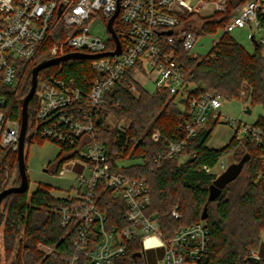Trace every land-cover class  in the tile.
<instances>
[{
	"label": "built area",
	"instance_id": "1",
	"mask_svg": "<svg viewBox=\"0 0 264 264\" xmlns=\"http://www.w3.org/2000/svg\"><path fill=\"white\" fill-rule=\"evenodd\" d=\"M228 1L19 0L15 4L13 0H0V148L11 147L15 151L21 134V118L15 120L7 114L6 92L7 88L16 87L20 64L34 60L61 27L69 30L68 34L46 50V59L69 53L101 55L115 51L116 43L108 23L118 12L113 28L121 43V53L92 60L98 77L93 80L90 91L76 86L74 81L50 77L38 83L34 96L38 109L35 129L29 128V133L78 153L59 173L63 176L79 168L75 195L64 197L67 202L59 209L60 226L74 227L77 234L74 252L63 259L64 264H114L127 255L128 243L135 237L140 238V258L146 264L149 249L163 250L158 264H198L209 251L210 237L204 221L181 227L170 238H164L159 219L147 214L151 194L146 180L112 172L108 149L97 139L99 109L106 103V94L124 80L128 70H132L134 79H144L152 94L168 91L179 109L189 113L188 122L180 127L179 139L167 141L166 157L178 156L207 124H228L235 127L237 140L243 141L249 136L263 148L259 181L264 183L262 131L223 114L221 109L228 100L215 91L198 89L179 61L182 54L199 57L190 53L204 24L215 15L227 14ZM100 22L106 26L105 36L93 33V26ZM245 28L255 47L264 46V0H248L220 30L223 36ZM130 89L135 91V84ZM161 139V133L154 131L152 140L158 143ZM218 166L217 172L207 167L204 170L218 177L230 164L222 158ZM100 190L124 202V219L130 223L127 227H108V215L99 209ZM178 208L179 205L171 212L176 220L182 218ZM149 239H154L157 245L154 242L146 245ZM40 250L46 254L54 251L44 245ZM249 257L264 261L255 249Z\"/></svg>",
	"mask_w": 264,
	"mask_h": 264
},
{
	"label": "trees",
	"instance_id": "2",
	"mask_svg": "<svg viewBox=\"0 0 264 264\" xmlns=\"http://www.w3.org/2000/svg\"><path fill=\"white\" fill-rule=\"evenodd\" d=\"M247 1L229 0L228 13L215 15L211 21H206L200 35L222 29ZM13 2L17 4L19 0ZM67 34L65 28H58L34 60L20 64V83L12 90L7 88L6 92L10 118H21V100L30 91L32 70L39 63V57ZM263 48L257 46L250 53L230 34H225L206 57L191 58L182 54L179 61L186 75L199 86L198 89L212 90L226 100H233L240 98L247 87L250 90V105L264 107ZM92 63V60L78 59L50 67L39 74V82L55 77L74 81L76 86L89 92L93 80L98 77ZM131 84H135V91L130 89ZM37 109L34 97L29 104L31 131L35 129ZM110 117L124 121L123 130L111 126ZM188 120L189 113L179 109L176 99L168 91L152 94L150 87L140 86V82L132 76V70H128L124 80L106 94V103L99 109L97 139L108 149L112 172L146 180L151 194L147 214L159 219L164 238H170L181 227L202 221L207 206L208 216L204 223L209 231V251L198 264H264V261L253 262L249 257L253 249H259L260 233L264 231V183L259 181L263 169V148L249 136L243 141L233 136L226 147L210 148L209 140L218 125L212 122L200 129L178 156L166 157L167 141L179 139L180 127ZM254 127L262 131L264 143V118L260 117ZM154 131L162 135L158 143L152 140ZM35 138L44 141L37 137L32 139ZM63 150L68 155L57 160L55 173L58 175L63 166L76 159L78 154L75 149L64 147ZM229 154L234 156L233 162L249 155L243 167V170L245 167L248 169L247 182H238L242 170L238 178L223 189L221 196L210 202L209 188L217 175L207 172L204 167L214 171L219 161ZM159 157L161 159L157 160ZM182 157H185L184 161H181ZM133 159L142 160V163L129 167L119 164L120 161ZM19 184L17 151L11 147L0 148V193L6 187ZM66 202L41 186L32 194L28 191L8 196L3 202L1 224L5 260H10V264H64L63 259L74 252L73 243L77 236L74 227L64 228L59 224V209ZM177 205L182 214L179 220L171 215ZM99 209L108 215L109 228H123L130 224L124 219V202L113 198L108 191H99ZM139 239L130 240L127 255L114 264H146L144 259L134 257L142 251ZM41 245L54 251L46 254L40 250ZM159 251L162 256L163 250ZM146 257L147 264H150L147 252Z\"/></svg>",
	"mask_w": 264,
	"mask_h": 264
},
{
	"label": "rangeland",
	"instance_id": "3",
	"mask_svg": "<svg viewBox=\"0 0 264 264\" xmlns=\"http://www.w3.org/2000/svg\"><path fill=\"white\" fill-rule=\"evenodd\" d=\"M200 21V20H199ZM201 22H199L200 24ZM69 31V30H68ZM93 33L99 34L100 36H105L106 26L103 22L95 24L93 26ZM249 30L245 29H235L231 36L233 39L242 45L248 52L253 53L256 47L250 42L248 39ZM264 35V32L263 34ZM222 36V31L218 30L212 34H202L199 36V40L195 45L194 49L191 51V56H199L206 57L210 54L215 47L216 41ZM63 41V40H61ZM59 41V42H61ZM56 42L52 46H50L47 50L52 48ZM264 53V48H263ZM48 58V51L43 53L41 57H39V63ZM140 82V86L146 85V81L144 79L138 80ZM20 83L19 78L17 79V84ZM14 88V87H13ZM151 88V87H150ZM246 89L242 92V96L240 98H236L233 100H228L224 102V105L221 109V112L232 119L242 121L248 125H254L256 121L260 118H264V107L261 105L251 106L250 101V90ZM177 103V102H176ZM249 105L251 108V114L245 113V106ZM109 123L111 126H117L119 129L123 130L125 126L124 121L114 120L112 117L109 119ZM234 126H230L228 124H218L209 140L208 145L212 148L220 149L224 148L231 142L234 136ZM244 136H242L243 138ZM68 155V152L64 151L63 148L53 143L49 140H44L43 142L38 139H32L31 142L26 143V164H27V173L30 180V188L29 193L32 194L36 191L40 186L47 188L54 197L64 198L68 195H75V188L77 187L75 183V178L77 177V172L79 168L77 167L74 172H68L63 176H59L55 173L58 168V159L65 157ZM60 156V157H59ZM185 157L181 158V161H184ZM223 160L227 164H233L235 162L234 156L229 154L223 157ZM142 163V160L133 159V160H123L120 161L119 164L122 167H129L131 165H136ZM51 168V169H49ZM48 169L49 172H45L44 170ZM51 170V171H50ZM216 172L219 170V166L217 165L214 169ZM248 169L245 167L240 178L239 183L245 184L247 182ZM2 232L3 226L0 227V264H10L11 261H6L4 257V249L2 242ZM154 242V243H153ZM260 242L261 245L258 249L260 255L264 258V231L260 233ZM151 243L157 245V242L154 239H149L146 242V245H150ZM160 248L149 249L147 251L148 259L150 264H158V261L162 257L160 255ZM254 250V249H253Z\"/></svg>",
	"mask_w": 264,
	"mask_h": 264
},
{
	"label": "water",
	"instance_id": "4",
	"mask_svg": "<svg viewBox=\"0 0 264 264\" xmlns=\"http://www.w3.org/2000/svg\"><path fill=\"white\" fill-rule=\"evenodd\" d=\"M118 16V12L109 20L108 29L112 34L115 43L116 50L113 52H107L101 55H90L85 53H69L64 56L44 59L40 63H38L32 70V79H31V88L29 93L21 100V134L19 138V144L17 148V160H18V172L20 176V184L17 186H9L2 190L0 193V227L3 219V211L2 206L4 200L12 195V194H24L29 191L30 188V180L27 173V164H26V143L31 141L34 133H29V104L31 100L34 98L38 83H39V74L50 67L59 66L64 62H68L71 60H94L102 56H115L121 53V43L117 36L116 31L113 28L114 20ZM251 108L249 105L245 106V113L251 114ZM249 155H244L239 162H235L231 164L225 172H223L220 176H218L212 185L209 188V201H215L218 199L223 189L231 182L235 181L238 176L241 174L245 163L248 161ZM45 172H49L48 169L44 170ZM208 216V208L207 206L204 208L202 214V221H205ZM142 253L136 254L134 257H141ZM253 262H258L256 258H250Z\"/></svg>",
	"mask_w": 264,
	"mask_h": 264
},
{
	"label": "crops",
	"instance_id": "5",
	"mask_svg": "<svg viewBox=\"0 0 264 264\" xmlns=\"http://www.w3.org/2000/svg\"><path fill=\"white\" fill-rule=\"evenodd\" d=\"M209 146V145H208ZM210 148H212L211 146H209ZM221 149V148H220Z\"/></svg>",
	"mask_w": 264,
	"mask_h": 264
}]
</instances>
